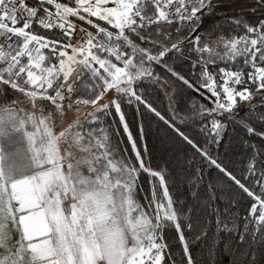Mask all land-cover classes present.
I'll use <instances>...</instances> for the list:
<instances>
[{"label": "snow or ice", "instance_id": "6c2138e0", "mask_svg": "<svg viewBox=\"0 0 264 264\" xmlns=\"http://www.w3.org/2000/svg\"><path fill=\"white\" fill-rule=\"evenodd\" d=\"M0 264H264V0H0Z\"/></svg>", "mask_w": 264, "mask_h": 264}, {"label": "rangeland", "instance_id": "374dc122", "mask_svg": "<svg viewBox=\"0 0 264 264\" xmlns=\"http://www.w3.org/2000/svg\"><path fill=\"white\" fill-rule=\"evenodd\" d=\"M69 116H70V114H69Z\"/></svg>", "mask_w": 264, "mask_h": 264}]
</instances>
